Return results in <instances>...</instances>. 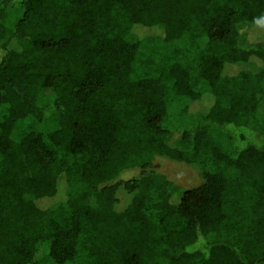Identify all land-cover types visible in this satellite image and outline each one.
Here are the masks:
<instances>
[{
	"label": "trees",
	"instance_id": "obj_1",
	"mask_svg": "<svg viewBox=\"0 0 264 264\" xmlns=\"http://www.w3.org/2000/svg\"><path fill=\"white\" fill-rule=\"evenodd\" d=\"M263 98L264 0H0V264H264Z\"/></svg>",
	"mask_w": 264,
	"mask_h": 264
},
{
	"label": "rangeland",
	"instance_id": "obj_2",
	"mask_svg": "<svg viewBox=\"0 0 264 264\" xmlns=\"http://www.w3.org/2000/svg\"><path fill=\"white\" fill-rule=\"evenodd\" d=\"M246 33L250 38L260 37L259 32H257L256 30H248L246 31ZM139 35L140 37H144L142 38L143 42L141 43V46H140V52L143 57H147L153 54L155 55L156 54H167L168 52L171 51V49L174 46L177 47V45L169 46V45H166L164 43H161L155 40H150L152 36L154 37L160 36V33L158 31L144 30L140 32ZM45 95L48 96V93H45ZM177 105L178 106L174 107L173 112H177V110L179 111V109H181L182 106L184 105V101L183 100L179 101ZM205 106L206 105L201 106V107H205ZM259 108L262 111V113H264V98L261 101ZM31 128L38 129L39 131H42V132H45V131L48 132L53 127H52L51 121H48L44 125H41V126L34 125V126H31L29 129ZM27 130H28V126L24 125L23 127L18 128L17 132L24 133ZM219 141H220L219 144L223 145L222 141L221 140ZM148 171L156 175H160L164 177L167 181L172 183L178 189L179 192L195 189L203 183L199 171L194 166L187 165L181 162H176L166 157L156 156L153 161L152 169ZM141 172L142 171L137 168L124 170L118 175V177L115 180L107 184L114 185L119 181H126V180L133 179V178L137 179L139 175L141 174ZM107 184H104V185H107ZM101 186H99V188ZM178 197L179 195H176V197H174V200L176 201ZM115 198H116V203L114 205V210L117 213L123 212L133 201V195L127 193L122 187H118ZM63 199H64V194H60L57 196L58 201H63ZM89 202L90 203L94 202V197L89 199Z\"/></svg>",
	"mask_w": 264,
	"mask_h": 264
}]
</instances>
